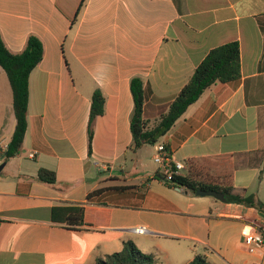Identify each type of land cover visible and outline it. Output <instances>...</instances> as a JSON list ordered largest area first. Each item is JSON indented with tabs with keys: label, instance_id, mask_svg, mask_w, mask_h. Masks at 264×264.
Listing matches in <instances>:
<instances>
[{
	"label": "crops",
	"instance_id": "crops-1",
	"mask_svg": "<svg viewBox=\"0 0 264 264\" xmlns=\"http://www.w3.org/2000/svg\"><path fill=\"white\" fill-rule=\"evenodd\" d=\"M80 2L0 0L8 49L21 53L31 35L44 44L30 75L23 148L8 161L16 117L0 66V264H96L127 242L157 264H190L198 255L264 264V251L244 244L246 234L264 230V214L170 186L155 146L129 149L133 78L145 82L144 117L153 127L206 56L237 42L241 78L210 87L160 143L185 164L232 157L235 185L264 203V0H87L73 25ZM96 90L106 103L90 155ZM41 169L55 172L57 183L40 182ZM71 206L85 209L84 224L54 219V208Z\"/></svg>",
	"mask_w": 264,
	"mask_h": 264
},
{
	"label": "trees",
	"instance_id": "trees-1",
	"mask_svg": "<svg viewBox=\"0 0 264 264\" xmlns=\"http://www.w3.org/2000/svg\"><path fill=\"white\" fill-rule=\"evenodd\" d=\"M87 0H81L72 24L78 22L79 14ZM44 58L42 40L31 35L21 53H12L0 32V66L5 70L13 90V107L16 117V128L4 153L8 161L22 151L28 130L29 81L32 71ZM241 52L237 42L228 43L213 49L197 67L193 77L172 102L168 112L153 127H149L144 108L145 82L141 77L131 81V92L134 110L131 118L133 142L130 151L137 152L147 145L154 146L162 141L188 109L213 85L230 83L241 78ZM105 97L96 90L92 97L91 116L88 129L89 152L92 155L94 140V120L105 112ZM186 171L182 175L173 176L168 182L170 186L182 189L191 194L198 190L224 194L227 203L242 204L255 208L264 214V203L245 188H239L234 182L235 165L230 156L202 157L186 161ZM163 178V177H162ZM38 180L42 183L55 185L56 173L41 169ZM107 190L98 189L89 194L88 199L100 196ZM54 219L70 227L84 224L85 209L82 207H59L53 210ZM158 259L151 254L143 253L135 243L127 242L122 251L98 260L96 264H157ZM190 264H213L206 256L198 255Z\"/></svg>",
	"mask_w": 264,
	"mask_h": 264
},
{
	"label": "built area",
	"instance_id": "built-area-1",
	"mask_svg": "<svg viewBox=\"0 0 264 264\" xmlns=\"http://www.w3.org/2000/svg\"><path fill=\"white\" fill-rule=\"evenodd\" d=\"M154 146L156 149L154 161L159 166L164 181L169 182L173 179V176L182 175L186 171V164L177 161L165 144L158 143ZM36 155V151L32 152L30 158L33 159ZM137 231L144 233L146 230L141 228ZM244 244L252 253L257 252L259 249L264 251V230L255 229L253 232L246 234Z\"/></svg>",
	"mask_w": 264,
	"mask_h": 264
},
{
	"label": "water",
	"instance_id": "water-1",
	"mask_svg": "<svg viewBox=\"0 0 264 264\" xmlns=\"http://www.w3.org/2000/svg\"><path fill=\"white\" fill-rule=\"evenodd\" d=\"M5 167V164H2L0 166V172L3 170V168ZM197 195L201 196V197H214L216 198L217 200L219 201H222V202H227L224 194H221V193H216V192H205V191H201V190H198L197 191Z\"/></svg>",
	"mask_w": 264,
	"mask_h": 264
},
{
	"label": "rangeland",
	"instance_id": "rangeland-1",
	"mask_svg": "<svg viewBox=\"0 0 264 264\" xmlns=\"http://www.w3.org/2000/svg\"><path fill=\"white\" fill-rule=\"evenodd\" d=\"M97 174L99 175L100 173H97ZM103 175H104V177H106L107 176V173H104ZM116 252H120V251H116Z\"/></svg>",
	"mask_w": 264,
	"mask_h": 264
}]
</instances>
